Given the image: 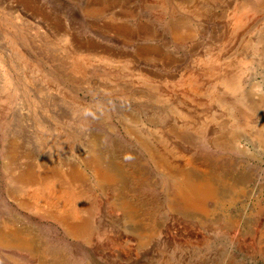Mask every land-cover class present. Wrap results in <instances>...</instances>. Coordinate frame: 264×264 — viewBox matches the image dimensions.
<instances>
[{
    "label": "rangeland",
    "instance_id": "1",
    "mask_svg": "<svg viewBox=\"0 0 264 264\" xmlns=\"http://www.w3.org/2000/svg\"><path fill=\"white\" fill-rule=\"evenodd\" d=\"M23 1L24 2L20 5L19 0H5V3L0 8V57L2 58L3 56L7 59V62L4 64L0 58V230L7 231L15 228L29 229L33 233H37L40 238L42 237V241L46 243L48 240L51 241L52 239H54L55 242L63 241L71 246L73 253L78 255V257L84 254L89 264H132V261L125 262L126 257H131L132 255L133 258L131 251H128V253L124 250L120 252H111V250L108 249L110 243L105 238L103 242H99L100 246L99 244L92 247L86 246L80 240L69 238L64 233L61 226L53 219L42 215L40 216L34 206L33 197L36 196L34 188H30L26 190L27 192L24 191L22 193L15 191L17 186L16 183H14V181L16 182L14 176L19 173L21 168L24 169L26 166L32 168L34 172H40L47 168H59L61 171L68 172L76 167L84 175V178H86L88 182L90 181V185H92L91 193L93 194L94 202L97 207L100 208L104 206L101 208L102 213L96 215V222L98 221L97 223H100L102 228L114 230L110 219L113 215L119 214V212L115 210L113 213L115 206L111 203V199L107 198L108 202H105L103 195L96 185L97 180L95 176L84 164V159L90 157L89 154L91 156L100 155L102 161L108 162L113 167L121 166L123 170L127 171L130 170V166L142 169L141 171L145 174L144 176L145 181L147 180V184H142L139 190L135 192L136 197L133 195L132 199L141 205L145 203L143 202L144 199L149 200L147 206L144 208L156 205L155 210L157 211V217L155 219L160 216L169 217L165 224L166 227L161 229L164 234H167L165 237L166 239H164L161 245H155V242L152 245V257L158 264H178L176 262L179 257L178 251L180 249L182 250L184 245H195L200 249L196 257L198 264H264V256L259 255L257 246L258 236L260 231L264 228V140L260 143L251 136L256 131H261L264 134V115L258 112L248 113V115L244 108L235 106L238 123L244 124L247 122L250 127L247 130L248 132L246 131L247 133L245 131L241 132L237 146H234L230 150H223L220 146L214 144V142L220 139V133H224L223 135L226 138L230 136V128L228 126L230 121L228 116H226L227 113L222 110L219 105L207 103L205 97H199L197 99L203 101L201 104H188L187 101V118L182 120L181 117L170 111L167 105L155 102L151 99V96H146L143 108L140 111L142 117H156L162 122L157 125L146 123V127L142 128V132L148 128V130H153L162 127L166 135L164 145L167 150L172 149L171 151L176 154V157L173 159L176 165H183L181 158L184 156L190 154L189 156L198 158L207 152L210 161L213 162L212 164H215L216 167L220 169V172H223L221 176L227 179V183L230 184L234 182L240 185V188L237 191L235 190V194L238 195L239 193V195L236 196L237 198L235 197L231 203L214 202V205L212 202L210 205L208 204L211 207L209 208V216L210 218H214L216 223L213 222L211 225L206 226L205 229H202L194 223H191L190 220L184 219L166 209L164 202L167 199V192H169L168 190H170V186L172 183L174 184L176 178L169 176L165 170L157 169L154 164H152L153 160L149 154L145 152L139 142L134 139L133 130H129L132 133L129 134L128 128H125L128 122L114 115L107 118V112L94 105L93 102L101 99L105 101L110 108L111 105H115L116 103L125 107L124 110L133 106L137 107L134 103H129L127 98H124L125 94L120 84L122 77H120L121 73L119 70L113 68L111 76L108 71H105V73L103 72L105 70L103 65L94 63L92 68L94 70L91 71L90 67L85 68L82 77L77 74L74 76V73L71 74V70L68 68L66 75L72 76L69 77L70 82L68 80L65 81L63 77L58 81L59 75L50 70L51 64L45 63L38 53L40 52L38 50H41L42 53L47 52L46 54H50L51 58L59 57L58 52L63 49L65 42L62 39L53 37H50L51 39L43 38V31L46 33L56 32L58 25H60L62 29L68 30L69 33H71V37L84 47H92L94 49L108 48L107 50L110 51L122 52L119 43L125 31L133 32L137 24L135 22L139 20V16L136 14L138 7L137 0H123V4L125 1H128V3L126 2L124 5L122 4V0ZM110 1L113 2L111 3ZM183 1L185 3L186 1L191 2L192 0ZM263 1L264 0H262V4ZM95 2L97 6H106L105 11L101 12L102 14L88 13L87 7L92 3L96 6V4H94ZM195 2L200 4L203 0H195ZM244 2L245 0H210L208 7L209 4L211 6L208 9L214 20H209L207 22L205 20L204 24L206 23L207 25H205L207 27H212V25L217 28L221 27L220 29L224 34L223 44L220 48L207 41L205 44L203 43L202 46L200 42H202L203 38L202 35L198 33L189 44L193 47L198 44L200 46L191 53L186 52L181 62H185V65L187 64V69L199 71L200 74L204 75V80L209 82V80H206L207 77L205 79V75L207 76L209 73H214L217 77L229 75L233 70L235 60H237L240 55L243 56L246 54L252 62V71L249 70L250 72H247L243 82L245 84V95L247 100L253 101L258 98V94L262 91L264 86V6L261 5L262 9L256 14L254 13L255 15H249L247 23H245L243 27L235 29L231 24V14L234 8ZM107 3L108 7L106 5ZM4 5L8 7V10L4 8ZM148 5L149 4L146 6L144 5L143 7V17L151 13V10H149L151 7L150 5L148 7ZM9 7H11V9ZM123 8H125V10L128 9L127 12H129L130 9L131 12L129 15H133L130 19H120V17L124 15L123 13L126 12H122ZM14 10L19 14L15 12H12V14L10 13ZM127 12L125 14H127ZM218 15L223 16L221 17ZM17 25L20 26V28L17 27ZM38 25L39 27L37 28ZM113 29L117 31V33L114 32ZM25 33L27 36L23 35ZM34 33L41 35V42L36 39L39 37H36ZM13 36L16 41H14V43L13 41L9 42V38H13ZM25 37L28 40H26ZM31 39L37 42L33 44ZM48 40H50V42ZM136 42L142 44L141 41L135 40L134 43ZM30 44H32V46L34 45L33 47L36 46V49L32 48ZM41 46L43 47L41 48ZM131 48L132 46H128L125 52H131ZM216 49L218 50L216 51ZM208 50L219 52V56L217 61H214L209 68H206L204 61L207 60L205 53L208 52ZM202 65L204 67H202ZM46 69L48 72L45 71ZM3 75H6L5 77L12 81L13 87H11L8 82H3ZM73 80L76 82H73ZM99 82L102 83L100 84ZM63 84H67V86L70 87V91L72 92L70 93L75 96L78 102L82 100L85 104H78L67 97L64 99L62 97L63 89L60 88ZM115 88L117 89L115 90ZM143 88L145 87L139 84H135L134 86L136 90H141ZM145 89V91L151 93L150 90L147 88ZM249 89L251 90L249 91ZM247 90L249 93H247ZM220 98L232 100L231 97L225 94H222ZM127 112L129 113L130 111ZM212 113L214 114V119L210 120L209 116ZM246 118H249V121ZM121 122H123V125H121ZM183 122L187 127L190 124L191 127L202 126L203 131H205L203 132V136L197 137L195 133L191 131L193 128H185V133L188 132L187 136L189 138L193 136L190 142L189 139L187 140V142H189L188 145V143L174 138V136L167 131L168 128H177ZM216 136H219V138H215ZM225 137L221 138L225 139ZM151 138L152 144H155L154 148H158L161 142L155 137ZM193 138L195 140H193ZM197 139H199V141ZM212 139H214V141ZM13 145H15L14 148L16 151L12 150L14 149ZM12 160L13 162H11ZM13 163L14 165L16 164L15 168L14 165H12ZM7 164H9L8 167L6 166ZM11 168L14 170H11ZM7 170H9V172ZM13 188H15L14 192H12ZM25 199L26 201L30 199L29 203L33 204L31 205L33 208L31 206L27 208L20 205V201ZM223 214H229L238 219L239 226L228 232H223L224 228L221 226L219 220H217L218 217ZM84 218L85 214L81 213L77 220H82ZM250 229L253 231H250ZM240 230L241 234L239 232ZM120 233L119 231L116 234H111V236H117L118 241L121 239L120 242L123 243L130 235ZM129 238L131 239L129 246H131L132 241L134 242V237ZM51 244L49 248L54 250L57 256H59V247ZM172 248H174V251ZM175 249L178 251H175ZM145 256H147V254H141L136 264L143 263ZM24 257H26V255L19 251L0 248V264H20L24 262ZM77 264H79V262Z\"/></svg>",
    "mask_w": 264,
    "mask_h": 264
},
{
    "label": "bare ground",
    "instance_id": "2",
    "mask_svg": "<svg viewBox=\"0 0 264 264\" xmlns=\"http://www.w3.org/2000/svg\"><path fill=\"white\" fill-rule=\"evenodd\" d=\"M19 2H20L19 4L21 5V3H23L24 1L19 0ZM126 2L128 3V1H125V3ZM4 3L5 0H0V8ZM137 3H138V7L136 10V14L139 16V20L135 22L137 24L135 29H133L134 30L133 32L125 31L119 43L120 50L122 52L110 51L107 50L108 48L94 49L92 47L91 48L84 47L81 44L77 43L73 39V37H71V33H69V31L66 29H62L60 25H58V27L56 28V32L46 33L43 31V38L53 37L56 39H62L65 42V46L63 47V49L58 52L59 57L57 56V58L56 57L51 58L50 54L49 55L46 54L47 52L46 53L44 52L45 53L44 54L42 53L41 50L38 49L37 50L40 51L38 53L42 58V60L45 63L51 64L50 70H52L53 73H57V75H59L58 81L61 79V77H63L65 81L67 80L69 81V77L72 76L70 74H69L70 76L66 75L68 68H70L71 74L74 73V76L75 74H77L80 77H82L85 68L90 67L91 71L94 70L92 69L94 63L103 65L105 68L103 72L105 73V71H108L109 75L111 76H112L113 68H117L119 70V72L121 73L120 77H122L120 84L122 90L124 91L123 93L125 94L124 98H127L129 103L132 102L137 107L133 106L127 110H124L125 107H123L119 103H116L115 105H111L110 108L109 106H107L106 102L101 99L99 101L97 100L93 102L94 105L107 112V118H110L112 115H114L127 121L128 124L126 122L127 126L125 128H128L127 129L128 131L133 130L132 132H134V139L138 141L140 146L143 148V150L149 154V156L153 160L152 164H154V166L157 169L165 170L169 176L176 178L174 184L172 183V185L170 186V190H168L169 192H167V199L164 202L166 209L175 213L176 215H179L184 219L190 220V222L194 223L196 226L205 229L206 226L211 225V223L213 222L216 223V220L214 218H210L209 216V208H211L209 206L210 203L212 202L231 203L235 199V197L239 195V193L238 195H236L235 192L240 188V185L234 182L228 184L226 181L227 179L221 176V173L223 172H220V169H218L216 165L215 164L213 165L212 164L213 162L210 161L207 152L198 158L189 156L190 154L188 156H184L181 158L183 165H176L175 161L173 162V159L176 157V154L171 151L172 149L167 150L166 146L164 145L166 140V135L164 134L162 127H158L153 130L151 129L148 130L149 128L147 127L148 129L146 130L148 131L145 132L146 130H144V132H142V128L146 127V123L150 125H157L162 122L156 117H149V118L142 117L140 111L143 108V103L145 102L144 100L146 96H151V99L153 101L167 105L168 109L173 113L177 114L179 117H181L182 120L187 118L186 117L187 116L186 113L188 112L186 108L187 101L188 104H193V103L201 104L203 103V101H199L197 99L199 97H205L207 99L206 101L207 103L216 104L217 106L219 105L221 109L227 113L226 116H228V119L230 121L228 125L230 128L229 129L230 136L226 138L223 135L224 133L223 134L220 133L219 135L220 139L214 142V144L220 146L223 150H230L234 146H237L238 138L241 132L244 131L246 132L250 127L249 124H247V122H245L244 124L238 123L235 106L244 108L247 114L258 112L264 115V86L262 88V91H260V93L258 94L259 96L257 99L253 101L247 100L245 95L246 89L243 80L247 72L251 70L252 62L246 54H244L243 56L240 55L239 58L237 57L238 59L235 58L237 60H235L233 64L234 66L233 70L229 75L227 76L223 75L218 77L214 73L212 74L209 73L207 76L205 75V79L207 77L206 80H209V82L204 80V75L200 74L199 71L193 69H187L186 66L187 64L185 65V62H181L182 57L186 52L191 53L193 52V50H196L200 46L198 44V45H194L193 47L189 44L194 40V38L198 33H200L203 38L202 42H200L202 46L203 43L205 44V42L207 41L208 43L212 45L214 44L220 48L221 45L223 44L224 34L223 31H221L220 29L221 27L217 28L213 25L212 27H207L206 26L207 24L206 23H205L206 25L204 24L205 20L206 22L209 20L212 21L214 20L208 9L211 6L209 4L208 7V3H210V0L209 1L203 0V2L200 4H197L198 2L196 3L195 0H192L191 2L186 1L185 3L183 0H137ZM94 4H96V2ZM122 4H123V0H122ZM147 4H149L151 7V9H149L151 10V13L148 16L145 15V17H143L142 10L144 5L146 6ZM263 4H262V0H245L244 3H241L239 6L234 8L233 13L231 14L232 27L235 29L238 28L240 29V27H243V25L247 23L249 15L253 16L254 13L256 14L259 10L262 9L261 5L264 6ZM92 5L93 3L89 7H87L89 14H99L102 11H105L106 9V6L104 5H103L104 7L97 6V4L96 6L94 5L92 6ZM106 5L108 7V3ZM4 8L8 10V7L6 5H4ZM9 8L11 9V7ZM15 10L11 11L10 13L12 14V12H15L19 14ZM127 10L123 8L122 12L123 11L127 12ZM130 12L131 11L129 9V12H127V14L123 13L124 15L121 16L120 19L121 20L130 19L133 16L132 14H131L132 16L129 15ZM218 16L222 17L223 15H218ZM18 25L17 27L20 28V26ZM38 27L39 25L37 26V28ZM114 32L117 33V31ZM23 35L25 36L26 33ZM35 36L39 37L36 38L39 42L42 41L40 38L41 35L35 34ZM135 40L141 41L142 44H139L138 42L134 43ZM12 41L13 43L14 41H16L14 36L13 38H9V42ZM31 41L33 44L37 42V41L34 42L32 39ZM48 41L50 42V40ZM30 45L32 46V44ZM33 46L32 48L36 49V46L35 47ZM128 46H132L131 52L129 53L125 52V49H127ZM42 47L43 46H41V48ZM217 50L218 49H216V51ZM205 56L207 60L204 61V65L206 66V68H209L214 61L218 60L219 52L208 50V52L205 53ZM1 59L4 64L5 62H7V59L4 58L3 56ZM202 67L204 66L202 65ZM45 71H47V69ZM5 76L2 78L3 82H8L11 85V87H13L12 81L6 78ZM73 82L76 81L73 80ZM99 83L101 84L102 82ZM135 84L142 85L143 87L150 90L151 93L145 91L146 90L145 88L141 90L134 89ZM60 88L63 89L62 97L64 99H66L67 97L70 98L72 101L77 102L78 104H82V105L85 104L84 101L81 100L78 102L75 99V96L71 94L72 92L70 91V87L67 86V84H63L62 86H60ZM116 89L117 88H115V90ZM250 90L251 89H249V91ZM247 93H249L248 90ZM222 94L231 97L232 100L231 101L228 99L225 100L224 98L221 99L220 97ZM127 111L130 112L128 113ZM209 119L210 120L214 119L213 113L209 116ZM246 119L248 120L249 118ZM122 123L123 122H121V125H123ZM190 125H188V127H191ZM188 127L183 122L177 128H168L167 131L170 134H172L174 138L179 139L185 143H188L189 145V142L191 141L190 139L193 136L189 138L187 136L188 132L185 133L184 129ZM191 128H193L191 131L194 132L197 137L203 136V132H205L203 131V127L200 125ZM129 134L132 133L130 132ZM222 135L225 137V139H222L224 138ZM219 136H216L215 138L217 137L219 138ZM251 136L260 143L264 140V134L261 131H256ZM151 137H155L156 139H158V141L161 142L158 148H154L155 144L154 145L152 144ZM188 139L189 142H187ZM193 140L195 139L193 138ZM197 140L199 141V139ZM212 140L214 141V139ZM14 146L15 145H13V148ZM12 150L16 151L15 148ZM89 156L90 157L84 159V164L86 165L87 168H89L92 171L91 173L95 176L97 180L96 185L98 186L100 193L103 195L105 202L107 201V198L111 199V203L115 206V208L113 209V213L115 210L119 212V214L113 215L112 218L110 219L115 231L108 228H102L100 226V223H97L98 221L96 222L95 220L96 215L98 213H102L101 208H103L104 206H101L100 208L97 207V205L94 202L93 194L91 193L92 185H90L91 184L90 181L88 182V180L84 178V175L81 173V171H79V169H77L76 167L69 170L68 172L61 171L59 170V168L58 169L47 168L43 170L41 169L42 171L40 172H36V171L34 172L32 168L26 166V168L24 169L21 168V170H19V173H17V175L14 176L16 178V182L14 181V183H16L17 189L15 190V188H13V191L12 190L11 191L14 192L15 190L17 192L22 193L30 188L32 189L34 188L36 194V196L33 197L34 206L36 207L38 214H40V216L42 215L44 217L53 219L59 226H61L64 233L69 238L80 240L83 244L89 247L96 246L97 244H99V242H103L105 238L110 243L108 249L111 250V252H120L124 250L125 252L128 253V251H131V253L133 254V258L132 255L131 257H126L125 262L132 261L133 262L132 264H136V261L141 254H147V256H145V260L141 264H158L155 261V259L152 257L153 254L152 245L154 242L155 245H161V243L164 242V239H166L165 237L167 236V234H164V232L161 229L163 227H166L165 224L168 221L169 217L160 216L159 218L155 219L157 217V211L155 210L156 205H152V206H148L147 208H144L147 206L149 200L144 199L143 202L145 203L141 205L140 203L135 202V200L132 199L133 195L134 196L136 195L135 192L139 190V187H141V185L145 184L147 181V180L145 181V176H144L145 174L141 171L142 169L135 168V166H130V170L127 171V170H123L121 166L113 167L108 162L106 163L102 161L100 155L91 156L89 154ZM11 162H13V160ZM14 163L12 165H14ZM9 164H7L6 166L8 167ZM12 169L13 168H11V170ZM7 171L9 172V170ZM29 201H26V199L22 200L20 201V205L28 208V206L30 207L31 205H33L29 203ZM81 213L85 214V218L82 220H77L79 214L81 215ZM217 220H219L221 226L224 228L223 232L224 231L228 232L229 230L233 228L235 229L237 226H239L238 219L234 218L233 216H230L229 214H223L219 216ZM252 229H250V231ZM119 231L121 233H126V235L127 234L130 235L129 237H134L133 238L134 242L132 241L131 246H129L131 239L128 236H127L128 239L123 241V243L120 242L121 239H119L118 241L117 236L116 237L111 236V234L113 233L116 234ZM239 232L241 234V230ZM41 238L37 233H33L29 229L15 228L7 231L0 230V248L16 250L21 253H24L26 257L23 258V261L25 263L21 262L20 264H30V263L77 264L78 262L79 264H89V261L86 259V256L84 254H81V257H78V255H75L73 253L71 246L67 245L65 242L63 241L55 242V240L52 239L51 241L48 240L46 243L45 241H42ZM50 244L59 247L58 248V250L60 251L59 256H57L54 250L49 248ZM194 246L184 245L182 247V250L180 249L179 251L175 249V251L179 252L178 253L179 257L176 260V262L178 264H198L196 257L198 256V252H200V249ZM257 246H258L259 255L264 256V228L260 231V234L258 236ZM172 250L174 251V248H172Z\"/></svg>",
    "mask_w": 264,
    "mask_h": 264
}]
</instances>
